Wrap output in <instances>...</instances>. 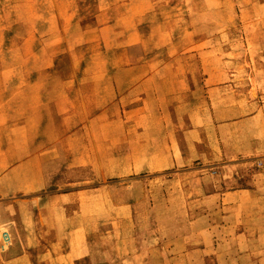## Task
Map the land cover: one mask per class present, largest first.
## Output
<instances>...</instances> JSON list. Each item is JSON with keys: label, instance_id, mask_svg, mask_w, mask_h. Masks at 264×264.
Instances as JSON below:
<instances>
[{"label": "rangeland", "instance_id": "374dc122", "mask_svg": "<svg viewBox=\"0 0 264 264\" xmlns=\"http://www.w3.org/2000/svg\"><path fill=\"white\" fill-rule=\"evenodd\" d=\"M156 52L203 56L209 82L233 86L203 96L194 92V110L208 109L212 116L220 95V108L230 114L239 100H257L264 109V0H0L3 84L12 78L19 84L42 69L131 67ZM199 64L185 59L179 65L200 70ZM143 158L131 172L114 163L106 168L108 177L85 167L58 172L38 195L74 197L45 209L21 205L20 221L11 226L21 241L25 226H44L38 213H75L69 222L50 221L58 226L45 235L62 250L65 232L79 226L65 236L73 251L21 253L10 235L9 245L0 239L8 246L0 250V264H264V157L186 165L178 156L162 162L160 171H153L158 165L151 157ZM251 188L257 191L253 199L240 194L225 205L215 200ZM31 208L33 222L25 214ZM244 228L255 237L235 239ZM247 239L256 246L252 253L227 252Z\"/></svg>", "mask_w": 264, "mask_h": 264}, {"label": "crops", "instance_id": "0c3cea01", "mask_svg": "<svg viewBox=\"0 0 264 264\" xmlns=\"http://www.w3.org/2000/svg\"><path fill=\"white\" fill-rule=\"evenodd\" d=\"M144 56L151 57L131 67L114 68L109 64L107 68L90 70L42 69L40 74H26L19 84L13 78L4 84L0 81L1 240L6 232L15 240L13 247L25 254L73 251L65 240L67 234L79 232V226L65 232V240L60 243L62 250L53 249L57 243L45 235L58 226L50 221L62 217L69 222L70 218L74 220L75 213H38L44 226H25L27 234L21 241L11 226L20 221L21 205L41 204V209H45L74 197L75 193L38 195L62 170L85 167L100 173V177H108L107 167L124 164L123 170L136 171L134 165L144 163L143 157H151L157 163L153 171H160L168 158L178 156L186 165L264 157L261 102L234 101L229 109L234 113L230 114L220 108L225 101L220 95L213 99L218 103L212 116L208 109L194 110L191 107L194 92L203 96L226 92L233 86L225 82L210 83L208 70L202 67L203 56L164 52ZM185 59L196 60L200 70H187L179 65ZM16 91L20 92V98ZM204 100L208 102L207 97ZM247 108L248 112H241ZM237 110L240 111L235 113ZM234 138L240 144H232ZM256 193L254 188L221 193L215 200L225 205L230 196L246 194L253 199ZM25 210L33 222L34 208ZM234 236L254 238L255 231L244 228ZM235 245V250L226 251L252 253L256 249L253 241L248 244V239L244 246ZM7 247L0 244V250Z\"/></svg>", "mask_w": 264, "mask_h": 264}, {"label": "built area", "instance_id": "2783aa9c", "mask_svg": "<svg viewBox=\"0 0 264 264\" xmlns=\"http://www.w3.org/2000/svg\"><path fill=\"white\" fill-rule=\"evenodd\" d=\"M2 239H3V242H4L6 245H9L8 243H9V241H10V237H9V235H8L6 232L3 233V235H2Z\"/></svg>", "mask_w": 264, "mask_h": 264}]
</instances>
